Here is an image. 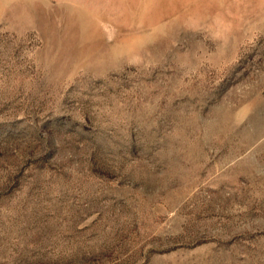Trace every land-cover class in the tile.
<instances>
[{"label": "rangeland", "instance_id": "374dc122", "mask_svg": "<svg viewBox=\"0 0 264 264\" xmlns=\"http://www.w3.org/2000/svg\"><path fill=\"white\" fill-rule=\"evenodd\" d=\"M0 264H264V0H0Z\"/></svg>", "mask_w": 264, "mask_h": 264}]
</instances>
